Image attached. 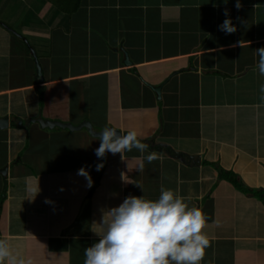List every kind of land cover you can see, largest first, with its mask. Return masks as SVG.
Wrapping results in <instances>:
<instances>
[{
    "label": "crops",
    "instance_id": "crops-1",
    "mask_svg": "<svg viewBox=\"0 0 264 264\" xmlns=\"http://www.w3.org/2000/svg\"><path fill=\"white\" fill-rule=\"evenodd\" d=\"M226 2L83 0L67 17L41 0H0V83L8 84H0V117L10 119L0 130V170L7 167L6 176H0V239L15 253L31 264H83L84 249L103 234L99 220L105 208L128 196L156 200L163 188L207 216L202 231L209 245L200 264H264V202L236 191L211 166L231 171L247 189L264 190V76L255 53L264 47V0H240L239 9L236 0ZM225 10L235 33L218 30ZM23 38L41 68L40 83ZM166 79L158 100L150 86ZM91 91L94 107L102 102L103 120L89 116L93 110H87L84 97ZM23 94L38 98L19 100L13 112V97ZM66 94L68 105L75 103L71 114L45 113L44 96ZM43 113L51 121L78 125L87 120L95 130L114 127L121 134L136 131L141 117L149 116L136 132L150 149H132L122 158L106 153L100 160L98 138L83 130L25 126ZM24 131L27 142L18 139ZM149 153L155 154L151 162L145 159ZM76 157L85 163L69 174L63 169ZM54 161L60 166H52ZM101 162L104 167L96 171ZM27 164L31 173L21 176ZM37 166L50 169L36 174ZM81 167L89 171L90 188L77 175ZM62 199L73 204L65 206L69 218L59 220L62 214L56 216L45 201ZM38 223L50 227L41 232ZM54 224L61 227L56 233Z\"/></svg>",
    "mask_w": 264,
    "mask_h": 264
},
{
    "label": "clouds",
    "instance_id": "clouds-1",
    "mask_svg": "<svg viewBox=\"0 0 264 264\" xmlns=\"http://www.w3.org/2000/svg\"><path fill=\"white\" fill-rule=\"evenodd\" d=\"M235 7H241L240 0H236ZM224 15L226 18L218 25V30L225 34L235 33L237 29L228 18L227 10ZM255 53L259 58V74L264 76V47L256 49ZM260 93L264 99V84L260 85ZM94 135L99 140L95 155L100 160L106 153H119L122 158L124 152L136 149L144 153L149 147L137 138L136 131L121 134L116 128L105 126ZM145 159L151 162L155 154L149 153ZM103 167L102 162L97 163L95 170ZM77 175L85 178L87 187L92 186V178L85 167L78 169ZM206 220L202 210L189 207L171 189L162 188L156 200L128 196L118 206L103 211L100 223L103 234L84 249L83 264H200L209 245L202 231ZM0 264H31V261L15 253L6 239H0Z\"/></svg>",
    "mask_w": 264,
    "mask_h": 264
},
{
    "label": "rangeland",
    "instance_id": "rangeland-1",
    "mask_svg": "<svg viewBox=\"0 0 264 264\" xmlns=\"http://www.w3.org/2000/svg\"><path fill=\"white\" fill-rule=\"evenodd\" d=\"M24 1V0H23ZM25 2H27V0H25ZM10 24H12V22L10 23ZM135 24H140L138 21L135 23ZM18 38V37H17ZM40 39H42V38H40ZM40 39H38V40H40ZM27 42V41H26ZM26 42H24V40H23V43L25 44V46L27 47V45H26ZM27 44H28V42H27ZM29 45V44H28ZM30 46V45H29ZM32 48V47H31ZM28 49V48H27ZM33 49V48H32ZM121 51H123L122 49H121ZM124 52V51H123ZM122 52V53H123ZM123 59H124V56H123ZM36 60H37V58H36ZM127 64H125V65H128L129 64V61H128V56H127ZM122 63H123V60H122ZM124 64V63H123ZM0 84H2V85H6V86H8V84L7 83H0ZM151 87V86H150ZM84 90H86V89H84ZM92 91H93V89H92ZM91 91V93L90 94H88L87 92H88V90H87V92L85 93V97H84V99H86L87 97H88V104H90V106L88 107V109L87 110H93V111H91L90 112V117L92 118V120H93V122L94 121H96V120H103L104 119V112L105 111H103V108H102V106L100 105L102 102H101V100H97V101H95L96 102V106L94 107V105L91 103V100H93L94 98H95V96H92L91 97V95H92V92ZM151 91H152V89H151ZM153 92V91H152ZM154 93V92H153ZM24 96H22V97H13V102H12V105H13V112H14V110H15V106H16V104H19V103H17L19 100L20 101H22L23 103H28V102H32V101H36L37 100V98H38V96H35V95H32V94H29V95H27V94H23ZM70 97V95L69 94H66V95H64V97L63 98H61V97H58V96H54V95H52V98L50 97V100L49 99H47L46 98V96H44L43 97V99H42V103H41V106H42V108H44V110H45V113L47 114L48 113V115H50V116H62V115H64V114H68V113H72L73 111L70 109V108H72L73 107V105L75 104V103H72L73 105H71L70 103H69V105H68V102L66 101V100H68V98ZM84 101V100H83ZM83 101H78L77 102V104H78V106H80V105H82V103H83ZM3 106V104L2 103H0V108ZM78 106H75V107H77V109L79 110L80 109V107H78ZM83 107H86V104H84L83 105ZM98 109V108H102V111H97L96 109ZM43 116H44V113L42 114V118H43ZM147 118H150L149 116H143V117H141V121L138 123V127H137V129H136V131L137 132H141L142 131V125L144 126V124L147 122ZM44 119V118H43ZM18 120V119H17ZM17 120H16V122H17ZM19 124V123H18ZM19 125H22V123L21 124H19ZM255 128H257V125L255 126V127H252V128H248V130L249 131H251V132H253V131H255ZM65 130H67V129H65ZM68 131V130H67ZM83 131H85V130H83ZM18 132V131H17ZM81 132V131H80ZM86 132V131H85ZM16 133V131H14V130H12L11 131V136H13L14 134ZM19 133V132H18ZM84 135H85V133L84 132H82L81 133V135L80 136H83V138H84ZM227 135L230 137L231 135H230V133L228 134L227 133ZM28 131H24L20 136H18V139L20 140V141H25V142H27L28 141ZM82 145H84V144H82ZM86 145V144H85ZM5 147V146H4ZM10 148V147H9ZM13 152V148H11V153ZM67 162V161H66ZM51 163H54V164H52V166H60V163H59V161L57 162V161H54V162H51ZM83 163H85V160H81V159H79V158H74V159H72L71 160V164H70V167L69 168H64L63 170H68L69 172V174L71 173L70 172V170H72V169H74L75 167H78V165L80 164V165H82ZM107 164H109L110 165V159H109V161H108V163ZM51 165V164H50ZM6 167V166H5ZM4 168V167H3ZM46 168H48V169H50L49 168V166L47 167V166H45V167H39V166H37V167H35L34 168V172L36 173V174H38V173H40V172H42V170H44V169H46ZM23 170L24 171H22V173H21V176H26L25 175V172L26 173H31V171H30V168H29V166H28V164L26 165V166H24L23 167ZM114 170V167L112 168L111 167V169H110V173H111V175L114 177V179H115V181H117L118 182V180H119V177L118 176H116V174L115 175H113V173H112V171ZM116 170V169H115ZM1 176V175H0ZM2 177V176H1ZM101 181H103V180H101ZM104 183H106L105 181H103ZM63 195H65V193H63ZM65 199H62V200H60V201H52V202H50V203H47V206H53L54 207V212L53 213H55L56 214V216H58V212H60L61 214H62V218L61 219H59V220H62L63 219V217L64 216H66L67 218H69L67 215H65V212L67 211L68 212V214H71L70 212H71V210H69V209H66V205L67 204H70V203H72L73 204V202H71V201H64ZM105 211L106 210H108L107 208H105L104 209ZM102 214H103V212H102ZM76 216V214L72 217V218H74ZM71 218V219H72ZM32 219V218H31ZM38 222L39 221H43V219H41L40 217H37V219H36ZM93 221V220H92ZM95 221V220H94ZM101 221H102V217L100 218V220H99V227H102L101 226ZM75 222V221H74ZM74 222H72V224L74 223ZM65 222H59L57 225H61V227H62V225L64 224ZM57 225H53L52 226V228H55V230L56 231H53L52 230V232H54V233H56L58 230H60V228L61 227H59V226H57ZM94 226H98V224L95 222V224H94ZM38 227H39V229H40V231L41 232H45L46 231V229H47V227H50V225H47V224H42V223H38ZM77 230L79 231V230H82V228H77Z\"/></svg>",
    "mask_w": 264,
    "mask_h": 264
},
{
    "label": "water",
    "instance_id": "water-1",
    "mask_svg": "<svg viewBox=\"0 0 264 264\" xmlns=\"http://www.w3.org/2000/svg\"><path fill=\"white\" fill-rule=\"evenodd\" d=\"M24 42H26V40H24ZM26 45H27V48L31 54V57L33 58L34 60V63H35V82L36 83H40L42 81V74H41V68L39 66V63L37 62L36 60V56H35V53L33 51V49L27 44L26 42ZM123 52V51H122ZM123 56H124V59H123V63L124 64H127V54L125 52H123ZM169 79H166L163 83H161L160 85H157V86H151L150 88L152 89V91L154 92L156 98L159 100L160 99V91H161V88L163 87V85L165 83L168 82ZM9 122H10V119L8 118V116H4V117H0V130H5L9 127ZM17 122L19 124L22 123V120L21 119H18ZM31 123H37L40 128L44 129V128H47V129H53V128H61V129H67L68 131L70 132H79L81 130H85L86 133L92 137V138H96V136L94 135L95 133H99L100 131L98 130H95L91 123L87 120H83L82 122H80L78 125H72L70 123H61V122H58V121H51L49 119H43L40 115L35 119V120H31L29 121L28 123L25 124L26 127H29V125ZM98 136V134H97ZM7 174V167H4L0 170V175L2 177H5ZM4 185V188L7 186V181H4L3 183ZM84 205V204H83ZM83 205L81 206V211L83 209ZM80 211V213H81Z\"/></svg>",
    "mask_w": 264,
    "mask_h": 264
},
{
    "label": "trees",
    "instance_id": "trees-1",
    "mask_svg": "<svg viewBox=\"0 0 264 264\" xmlns=\"http://www.w3.org/2000/svg\"><path fill=\"white\" fill-rule=\"evenodd\" d=\"M47 5L49 4L51 9L62 15L69 17L77 12L79 5L83 0H41ZM44 3V4H45ZM45 4V5H46ZM146 143L147 142H143ZM150 149V146L148 147ZM218 173L219 179L225 181L238 192L243 194H251L253 197L257 198L259 201L264 202V190H255L252 191L247 189L238 179V177L231 171H225L219 167L216 163L211 165Z\"/></svg>",
    "mask_w": 264,
    "mask_h": 264
}]
</instances>
